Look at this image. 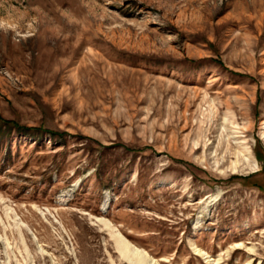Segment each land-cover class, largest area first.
<instances>
[{
  "label": "rangeland",
  "instance_id": "1",
  "mask_svg": "<svg viewBox=\"0 0 264 264\" xmlns=\"http://www.w3.org/2000/svg\"><path fill=\"white\" fill-rule=\"evenodd\" d=\"M116 230L264 264V0H0V264H134Z\"/></svg>",
  "mask_w": 264,
  "mask_h": 264
},
{
  "label": "bare ground",
  "instance_id": "2",
  "mask_svg": "<svg viewBox=\"0 0 264 264\" xmlns=\"http://www.w3.org/2000/svg\"><path fill=\"white\" fill-rule=\"evenodd\" d=\"M106 226H110L109 222L102 220ZM113 227V225H112ZM114 236L119 244L120 251L124 257L134 264H156V260L147 254L146 251L140 249L128 242L119 231H114Z\"/></svg>",
  "mask_w": 264,
  "mask_h": 264
}]
</instances>
